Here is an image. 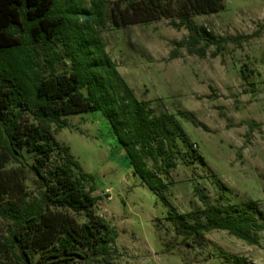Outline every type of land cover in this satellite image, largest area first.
<instances>
[{"label": "rangeland", "instance_id": "obj_1", "mask_svg": "<svg viewBox=\"0 0 264 264\" xmlns=\"http://www.w3.org/2000/svg\"><path fill=\"white\" fill-rule=\"evenodd\" d=\"M91 1L71 3L81 10L89 9ZM116 1L107 0L106 26L84 20L80 24L91 42L102 45L138 100L149 102L154 116L174 115L189 140L180 139L177 166L168 175L161 158L146 157L147 168L165 184L155 193L135 175L102 112L64 116L68 127L61 130L52 125L56 140L81 165L76 178L98 198L96 214L117 233L118 263L233 264L226 260L231 257L264 264V229L259 244L250 245L227 231L189 237L190 230L181 227L180 220L169 219L176 211L195 213L187 219L191 225L204 221L205 206L195 192L198 187L209 204L245 209L255 202L251 213L264 225V0H224L223 11L194 15L197 27L217 37H250L226 44L219 53L210 46L203 58L176 45L190 35L186 28L172 26V21L180 22L178 18L115 27ZM204 46L205 42L200 45ZM174 51L177 58L172 56ZM69 67V63L58 64L59 70ZM33 162L29 154L25 164L10 162L1 172V181L15 195L33 199L40 193ZM61 162V154L55 151L49 167ZM106 190L111 191V200ZM78 218L81 223L87 220L83 215ZM11 224L0 216V239L8 235ZM0 263L21 264L1 253Z\"/></svg>", "mask_w": 264, "mask_h": 264}, {"label": "trees", "instance_id": "obj_2", "mask_svg": "<svg viewBox=\"0 0 264 264\" xmlns=\"http://www.w3.org/2000/svg\"><path fill=\"white\" fill-rule=\"evenodd\" d=\"M106 4L107 0H92L89 9L78 10L71 0H0V174L10 162L23 165L32 154L31 170L40 184V193L30 199L15 195L0 179V216L12 223L0 239V253L21 264H119L116 231L96 214L98 198L75 176L80 163L52 132V125L59 130L68 127L64 116L102 112L135 175L155 193L165 184L147 168L146 157L161 158L168 175L177 166L180 139L189 142L175 116H154L149 102L138 100L102 45L90 41L80 21L106 26ZM115 9V27L180 19L172 26L186 28L190 35L176 45L202 58L210 46L219 53L228 43L250 38L217 37L195 25L194 15L219 13L225 9L224 0H117ZM177 55L172 53L173 58ZM59 63L70 67L59 70ZM55 151L62 162L49 167ZM195 192L205 206L204 221L191 225L187 219L195 213L169 214L170 220H180L181 227L190 230L189 237L219 230L259 244L264 225L251 213L255 202L245 209L215 205L207 203L198 187ZM79 215L86 222L81 223ZM226 260L248 264L244 258Z\"/></svg>", "mask_w": 264, "mask_h": 264}, {"label": "built area", "instance_id": "obj_3", "mask_svg": "<svg viewBox=\"0 0 264 264\" xmlns=\"http://www.w3.org/2000/svg\"><path fill=\"white\" fill-rule=\"evenodd\" d=\"M105 195L109 197V200H111L112 198L111 196V191L110 190H106Z\"/></svg>", "mask_w": 264, "mask_h": 264}]
</instances>
